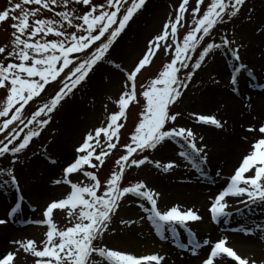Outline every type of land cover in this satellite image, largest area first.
Here are the masks:
<instances>
[{
	"label": "snow or ice",
	"instance_id": "obj_1",
	"mask_svg": "<svg viewBox=\"0 0 264 264\" xmlns=\"http://www.w3.org/2000/svg\"><path fill=\"white\" fill-rule=\"evenodd\" d=\"M149 0H19L0 11V23L11 21L9 43L0 46V89L6 97L0 103V193L14 194L13 202L0 216V229L18 223V216L31 198L26 200L22 183L29 175L33 177L29 190L35 189L40 198L43 186L66 185V194L60 198L46 199L42 205L40 219L30 222L46 225L47 230L39 241L31 238L8 240L12 250L0 254V264H16L19 256L31 257L32 264H168V254L161 249L151 254L138 255L125 249L97 243L118 230L130 229L137 224L147 223L162 242H170L181 251L198 256L203 248L208 250L199 256L198 264H264V257H242L233 247L228 246V237L221 234L215 241L200 239L192 225L202 222L203 217L192 207L184 208L179 203L163 204V193L150 187L144 181L129 183L122 181L126 171L133 166L140 168L153 164L156 169L167 174L174 169L190 165L198 180H211L213 184L222 179L221 187L208 196V213L212 222L227 224L235 215L247 216L260 209L264 215V116H255L248 126L240 127L243 133L239 142L248 148L231 173L223 176L217 170L213 176L208 171L210 148L203 134L193 127L179 123L183 114L172 111L173 106L182 102L191 83L199 71L209 63H215L219 56L227 69V88L231 95H240V78L246 76L248 87L259 90L264 97V82L261 73L250 61L246 62L242 53L252 47L254 38H260L264 45V8H247L240 23L235 24L244 12L248 0H178V6L164 20L160 31L146 43L138 62L126 71L116 62L119 41L131 24L144 12ZM76 5L85 10L81 13ZM34 6V7H33ZM203 6V7H202ZM60 8L62 10H57ZM47 11L50 17H44ZM191 24L185 34L178 36L185 27L186 17ZM223 27L225 30L218 32ZM54 37L49 39L48 37ZM163 50L168 58L155 78L141 85L138 94L137 75L149 66ZM264 60V46L258 47ZM105 65L111 71L122 74V90L115 101L117 109L108 114L101 126L86 132L82 142L74 148V158L62 167L61 178L47 177L43 171L25 169L33 159L42 155L48 165L57 164L49 149L55 151L52 142L42 154L24 155L33 140L40 137L53 123V115L76 94L78 90L93 82ZM101 77V84L104 81ZM217 87L221 84L215 76L210 78ZM47 88L54 94L46 97ZM144 100L138 122L130 133L128 141L120 144L121 130L125 127L130 105ZM111 100V97H108ZM243 107L251 109L252 97ZM39 103L30 117L26 116V106ZM223 104L216 106L215 114L189 113L196 125L210 126L227 132L229 120L219 113ZM249 115L251 112L249 111ZM174 143L178 150L174 156L161 160H150L147 151H158ZM121 148L123 154L114 161L110 174L102 182L97 172L115 150ZM76 176V181L71 178ZM87 180V183L84 181ZM135 198L142 211L138 219H119L122 202ZM233 198L235 205L228 202ZM67 212L68 226L58 228L54 222V212ZM231 231L244 235L259 234L264 240V223L249 226L240 223Z\"/></svg>",
	"mask_w": 264,
	"mask_h": 264
},
{
	"label": "rangeland",
	"instance_id": "obj_2",
	"mask_svg": "<svg viewBox=\"0 0 264 264\" xmlns=\"http://www.w3.org/2000/svg\"><path fill=\"white\" fill-rule=\"evenodd\" d=\"M19 2V0H13V3ZM95 3L99 4L104 2V0H94ZM195 0H190V6L194 5ZM159 3V4H158ZM210 3V0H205V4ZM157 10L153 11L152 8L154 5H157ZM178 6V0H149L148 5L144 12L135 20L134 23L131 24L130 28L126 31V33L122 36L119 41V46L117 47V55L119 59L116 61L121 63L122 68L126 71L131 70L135 63L138 62V59L141 57L143 51L146 48L147 41L157 34L168 16L170 12H173L174 9ZM6 7H9V0H0V11H3ZM34 7V6H33ZM79 12H83L85 9L82 6L76 5ZM203 7V6H202ZM255 7L257 10L264 8V0H248V4L241 14L240 18L233 23L238 24L242 21L246 15L247 8ZM57 10H62L57 8ZM44 17H50L51 14L47 11L43 13ZM11 21L6 23H0V46H3L9 43L10 33L12 29L10 28ZM191 24V17H186L185 27L180 28L178 32V36L182 38L185 34L188 26ZM225 29L223 27L218 28V32H222ZM49 39L54 38L49 36ZM264 46L261 44L260 38H254L252 41L253 55L254 57H260L259 51H257L258 47ZM249 49V50H250ZM248 50V51H249ZM242 53L244 60L247 61V56L249 52ZM4 57L0 55V60H3ZM167 57L164 55L163 50L159 51V54L153 59L152 63L147 66L145 69L137 75L136 79V87L137 93L139 94L142 89L141 85L146 84L151 79L155 78L158 72L161 70L162 65L167 62ZM225 66L224 61L221 57H217L215 63H209L205 66V69L199 71L191 83L189 89L187 90L186 96L183 98L182 102L173 106L172 111H179L183 114V119L179 120L180 125L193 127L194 130L198 134H203L206 137L207 129H211L210 126H202L196 125L195 121L190 119L189 113L192 111H198L201 114H215L216 109L213 108H205L203 107L205 103V99H209V96L212 95V92L215 90H225L227 88V69L224 74L219 73L217 70L219 66ZM215 76L216 79L221 81V84L217 87L212 84L210 78ZM101 77H104V81L101 84ZM244 81H247V77L240 78V98L241 103H248L245 101V98L241 95V90L243 88ZM260 82H264V77H260ZM123 80L122 74L117 70L115 73L111 71L110 66L105 65L104 68L98 73L94 78L93 82L90 85H86L82 87L80 90L76 92V94L64 104L62 108H60L53 115V123L45 130L40 137H37L33 140L30 147L26 150L24 155L32 157L33 153L42 154L45 147L49 145V142H52L55 146V151L49 149L50 154L54 159L58 161L60 159V155L68 152L70 157L59 165L58 170L54 173L53 179L61 178L62 167L66 165L67 162H71L74 158V148L82 142V139L87 131L94 129L95 127L101 126L103 121H106L107 116L112 111L118 110L115 101L118 100L119 94L122 90ZM54 94L53 88L46 89V93L44 94L46 97L50 98V96ZM111 97V100L108 97ZM6 97V92L3 89H0V103L4 101ZM223 96H220L219 102H222ZM139 103L132 104L129 107L127 113V120L125 122V127L121 130V140L120 144L123 145L128 141V137L130 133L134 130L135 124L138 122L139 112L142 110L144 105V100L142 97H139ZM43 100L37 103H30V105L26 108V116L30 117L31 113L35 111L36 107L39 106V103H42ZM225 104V103H220ZM220 114V113H219ZM221 115V114H220ZM223 116V115H221ZM246 127L248 123H245ZM70 127V128H69ZM69 128V129H68ZM68 129V130H67ZM214 129V128H212ZM69 131V134H68ZM75 131V136H71ZM237 136V135H231ZM230 139V138H229ZM208 145L209 142L206 139ZM209 162L215 157V154H219L215 152L213 146L209 145ZM178 150V147L174 143H170L167 148L160 149L158 151H147L145 153L140 154V157L147 155L150 160H161V163H166L167 160L163 159L164 157L174 156L175 151ZM123 154V150L118 148L111 154L105 161L103 167H98L95 171L97 172L99 178L103 182L105 178L110 174V171L114 167V161L118 158L119 155ZM242 158V156H238L235 163L230 166V170H228L227 175L231 173L233 168L237 166L238 161ZM44 160L42 155H38L33 159V163L29 165L25 171L30 172L33 168H37L39 171H43L44 174L46 170L49 168ZM73 181H76V176L73 175L71 177ZM158 179L160 181H179V182H195L197 180V176L190 168V165L185 167V163L181 162V167L178 169H174L171 172L165 174L161 170L156 169L153 164H145L140 168L132 167L130 171L125 175V180L122 183L127 186L129 183H135L137 181H144L150 187L159 190L153 184V180ZM33 180V177L29 175L27 181L22 183V187L26 189L30 186V183ZM87 183V180L84 181ZM204 180H201L203 183ZM50 186L52 185L48 182ZM203 186L206 187V182ZM63 185V184H62ZM197 185V184H196ZM195 185V186H196ZM67 189V186L64 185ZM64 192V191H63ZM215 192H211L212 195ZM52 198L46 199H54L60 198L62 195L66 193H62L60 195H56ZM44 199L41 202V207L44 204ZM13 202L11 200L9 203L5 205L3 208V212L0 214L2 216L8 206ZM170 202L169 204H172ZM24 212V210H23ZM41 216V212L39 213ZM38 214V215H39ZM142 211L137 207V202H135V198L129 196V198L125 199L121 207L119 209V215L115 218V223H118L119 219H138L139 215H142ZM23 215V217H22ZM24 218V214L18 216V220L22 221ZM42 218V217H41ZM54 222L57 224L58 228H64L68 226V216L66 211L57 210L54 212ZM20 221V222H21ZM42 226V230L40 233H37L34 236V240L39 241L43 239V234L47 230L46 225ZM146 230L149 231L148 236H144ZM107 243L110 246H114L116 248H121L127 250L128 247H131L133 243L140 245L141 247H146V245H150L151 248L159 249V247H163L166 253L169 250L178 249L173 244H169L167 242H162L158 237L154 235L152 230L150 229L147 223L137 224L130 229L126 230H118L116 235H112L111 233L106 234L102 241H97V243ZM133 253L131 250H127ZM151 252V251H150ZM146 251L139 253L145 254ZM153 253V252H151ZM204 255V254H203ZM243 257V256H242ZM23 264H32V258L27 260H23ZM198 264V262H197Z\"/></svg>",
	"mask_w": 264,
	"mask_h": 264
},
{
	"label": "bare ground",
	"instance_id": "obj_3",
	"mask_svg": "<svg viewBox=\"0 0 264 264\" xmlns=\"http://www.w3.org/2000/svg\"><path fill=\"white\" fill-rule=\"evenodd\" d=\"M158 4L154 5L152 8L153 11L157 10ZM252 50L253 49H250L248 51L249 56H247L246 62L250 61L255 65L256 71L261 73L260 66L262 63H264V60H261V57H254ZM225 70L226 66L220 65L217 71L221 74H224ZM243 77L245 76H242L241 78ZM260 77L263 78L264 73H261ZM241 95L245 98V101H247V97H252L251 109L244 108L243 105L246 103H241L238 96L231 95L228 91V88H225V90L222 91H213L212 95L209 96V99H205V103L203 104V107L205 108L216 109L218 104L225 103L224 110L220 112V114L229 120L230 125L227 132L212 128L207 129L206 131V139L208 140L209 145L214 147L215 152L218 153L219 150V154H215V157L210 160L208 166V171L212 173L213 176L218 169L221 170L223 176H227L230 166H232L235 163L237 157L244 153L248 148L247 144H242L239 142V137L243 133V129L240 127V125L243 124L246 127L245 123L252 121L253 117L264 116V97H262L259 90H253L252 88L248 87V80L244 81L243 83ZM220 96H223L221 98L222 102H219ZM249 111L251 112V115H249ZM70 134L71 136H75V131L72 133L70 132ZM231 135L237 136L230 137ZM69 157L70 154L68 152L61 154L57 164L49 166V168L46 170L45 177H47L49 173L54 174L58 170L59 165L62 162H65ZM201 180L197 179L195 182L188 183L187 181L179 182L176 180V182H171L155 179L153 180V184L159 189L161 193H163V204H169L170 202H173L179 203L184 208L192 207L203 217L202 222H197L196 224L192 225L194 231L197 233L198 238H208L212 241H215L221 234H223L228 237V246L233 247L239 255H242L243 257H264V240L260 238L259 234L246 236L239 231H231L232 228L237 227V225L240 223H246L249 226H252L255 223H264V215L261 214L260 209H256L255 212L248 214L247 216L234 214L233 217L229 218V222L227 224L220 222L214 223L210 220L207 210L208 194H211V192H216L221 187L223 180L217 179L215 184H213L211 180H204V182H206V187L203 186L205 183H201ZM29 188L30 186L25 189L26 200L31 198V205L35 206L37 211L31 212L29 210V205H26L23 212L24 218L22 221L20 220L21 222L19 221L18 223H14L8 228L0 229V254H5L7 251L12 250L11 246L8 244L9 239H33L37 233H40V231L43 229L42 226L35 225L30 222L26 223V221L41 218L39 214L41 209L40 204L44 199L54 197V193H56V195L66 193V187L64 185L50 186L49 183H47L43 186L42 195L40 198H37L34 194L35 189L33 188L32 190H29ZM13 196L14 194L11 192L0 193V214L4 211L3 208L5 205L13 200ZM227 199L230 204H236L235 199ZM148 235L149 231L146 230L144 236ZM167 243L168 245L170 244V242ZM161 249H163V247H159V249L154 250L150 247V245L141 247L140 245L133 243L131 247H128L127 250L133 251L134 254L144 255L139 253L146 251L145 254H151V252L160 251ZM207 250V248H203L199 252L198 256H193L186 250H169L167 253L168 264H197L199 256H203ZM163 251L165 250L163 249ZM25 259L29 260L31 257L25 258L24 256H19L16 259V264H23V260Z\"/></svg>",
	"mask_w": 264,
	"mask_h": 264
}]
</instances>
